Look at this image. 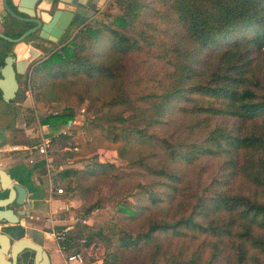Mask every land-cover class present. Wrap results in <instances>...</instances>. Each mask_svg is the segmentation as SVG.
Listing matches in <instances>:
<instances>
[{
  "label": "trees",
  "instance_id": "1",
  "mask_svg": "<svg viewBox=\"0 0 264 264\" xmlns=\"http://www.w3.org/2000/svg\"><path fill=\"white\" fill-rule=\"evenodd\" d=\"M113 2L118 14L79 27L31 71L43 102L87 99L95 109L84 126L105 131L118 158L147 173L137 204L118 207L113 260L264 264V0ZM72 113L40 121L55 130ZM94 138L66 153L97 150ZM201 161L212 170L189 182ZM113 168L94 161L53 181L70 180L66 190L85 202L120 180ZM86 238L80 249L93 263Z\"/></svg>",
  "mask_w": 264,
  "mask_h": 264
},
{
  "label": "rangeland",
  "instance_id": "2",
  "mask_svg": "<svg viewBox=\"0 0 264 264\" xmlns=\"http://www.w3.org/2000/svg\"><path fill=\"white\" fill-rule=\"evenodd\" d=\"M113 1L105 0L92 18L85 24H90L94 20L108 22L111 16L118 14V9ZM70 34L72 33L70 32ZM62 44L64 43H55L49 47H44V53L40 54L30 64L27 71L21 77L20 90L15 100L16 106H10L0 101V130L3 129L4 139L6 140L4 143L9 145L7 147L13 144H28L31 142L30 138L28 139V137L23 135L24 133L22 134V131H19L23 122L26 123L25 127L27 128L25 129H29L33 126L35 115L42 117L48 115V113H60L64 112L65 109H71L73 112L72 119L76 123L72 124L71 132L69 135H66V138H64L65 136H60L54 141L52 149L48 153L47 163H43L39 170H37L38 182L43 188L51 186L52 195L59 197L61 200L75 196L81 202V205L76 209L72 206V210L75 209V212L71 216L73 219L82 216L87 220L85 225L78 226H82L84 236L88 234L93 235V242L91 244L95 245V251L91 256L87 255L89 260L94 261L95 264H101L103 261H106V264H132L123 258L115 262L111 255L117 249L120 230L124 229L118 223V219L124 216V214L118 212V207L120 204L127 206L137 204V194L140 189L136 184H144L147 173L139 167H129L125 161L119 159L115 145L108 140H104L106 138L105 131L93 128L88 129L84 126L86 119L93 114L92 110L95 109L94 106L90 107V102L87 99L81 104L75 101L67 103L63 100L50 102H43L41 100L38 90L31 83V71L34 65L46 59L58 50ZM136 65L134 67L135 73L143 70L142 68H138V63ZM261 75L264 76V73L261 72ZM64 127H66L65 124L55 130H60ZM12 129H15V131H12ZM93 134L95 138L92 142V147L99 146L97 150L79 155L66 153L78 150L77 144L89 141L94 136ZM65 145H68L71 149L64 150ZM2 151H6L4 156H10V154L11 156L17 155L14 150L6 149ZM21 156H23V152H21ZM94 161L112 164L114 166L112 174L119 177L120 180L112 178L99 184L91 200L81 201L74 192H68L66 187L70 180H59L58 183H54L53 178L61 169L67 167L81 169ZM213 166L214 163L212 161H201L194 164L187 174V180L191 182L197 174H202L205 177L212 170ZM50 180H52V184L49 185ZM57 186L62 188V193L57 192ZM62 209L64 210L63 207ZM155 264H174V261L169 256L160 257L156 260Z\"/></svg>",
  "mask_w": 264,
  "mask_h": 264
},
{
  "label": "water",
  "instance_id": "3",
  "mask_svg": "<svg viewBox=\"0 0 264 264\" xmlns=\"http://www.w3.org/2000/svg\"><path fill=\"white\" fill-rule=\"evenodd\" d=\"M42 1H49L51 7L45 10ZM105 0H18L12 7L8 0H2L6 13L25 23L34 24L32 28L24 31L18 38L13 39L0 33V37L17 42L28 34L37 30L40 36L57 42L62 34L71 28L72 24L81 27L95 14L97 8ZM17 13L24 14V17ZM47 13V17L44 14ZM26 59L17 61V71L22 72L27 59L36 54L38 50L28 47ZM14 57H4V65L0 67V90L5 102H10L17 88L15 72L13 70ZM0 264H18L20 254L24 250L34 252V264H49L47 252L43 249L41 241L34 236L30 239L24 237L25 231L17 230L20 219L28 222L31 204L27 203L31 193L27 188L17 182L12 175L0 167Z\"/></svg>",
  "mask_w": 264,
  "mask_h": 264
},
{
  "label": "crops",
  "instance_id": "4",
  "mask_svg": "<svg viewBox=\"0 0 264 264\" xmlns=\"http://www.w3.org/2000/svg\"><path fill=\"white\" fill-rule=\"evenodd\" d=\"M17 1L18 0H12L13 4L15 5ZM99 8L100 6L98 9ZM4 16L5 13L2 6V0H0V31L3 29ZM78 29L79 27L74 24L70 32L73 34L74 32H77ZM20 47L23 48L22 52H24L25 49L28 51L29 46L22 44L19 45L17 49ZM20 55L21 54L18 53V57H20ZM19 129V131H22V134L24 133V136L28 138L31 137V141L36 140V133L33 128ZM12 131H15V129H12ZM4 137L5 136L2 129L0 130V167L7 170L17 182L23 184L31 193L27 200V203L31 204L28 222L25 221L24 218H21L20 223L16 228L20 232H23V230L25 231V238L30 239L34 236L41 241L43 249L47 252L49 264H59L61 262V255L57 249V243L54 240L50 230L51 228L59 230L65 226L72 225V238H78L85 235L82 226L75 225L71 216L75 212V209L81 205V202L75 196H70L68 199L66 198V200H61L59 197L52 195L50 186L43 188V186L40 185L37 178L38 176L36 174L37 170H39V168L44 163V160L41 156L34 155L33 164H29L27 162V157H25L24 154L20 157L21 152H15L17 155L14 153V156H11V154L10 156H4L6 151L2 150L5 148V146H9L8 144L4 143L6 141ZM72 206L75 207L74 210H72ZM48 219L52 220L51 226L46 221ZM34 255V252L24 250L20 254L18 264H34Z\"/></svg>",
  "mask_w": 264,
  "mask_h": 264
},
{
  "label": "built area",
  "instance_id": "5",
  "mask_svg": "<svg viewBox=\"0 0 264 264\" xmlns=\"http://www.w3.org/2000/svg\"><path fill=\"white\" fill-rule=\"evenodd\" d=\"M48 114H56V113H48ZM46 116V115H45ZM43 117V116H42ZM84 119V118H82ZM41 117L39 115H35V121L33 123V128L36 133V140H32L26 145H11L10 147H5L3 150H14L16 152H23L25 157H27V162L29 164L34 163L33 156L39 155L43 158L44 164L47 163L48 160V153L51 151L53 143L57 138L60 136L69 135L71 132L72 124L76 123L75 120H69L66 124V127L61 128L60 130H54L50 123H41ZM26 123L23 122L22 129L27 127ZM71 149L68 145L64 146V150ZM52 184V180H50L49 185ZM51 187V186H50ZM58 193H62V188L57 186L56 188ZM47 223L51 226L52 220H46ZM73 223L75 225H85L87 220L80 216L73 219ZM73 230V226H65L59 230H55L51 228L50 232L53 235L54 240L57 243V249L61 255V262L59 264H95L87 263L83 252L81 251V247L87 245V238L86 236H81L78 238L71 237V231ZM95 245L90 244L86 247V255L91 256L95 251Z\"/></svg>",
  "mask_w": 264,
  "mask_h": 264
},
{
  "label": "flooded vegetation",
  "instance_id": "6",
  "mask_svg": "<svg viewBox=\"0 0 264 264\" xmlns=\"http://www.w3.org/2000/svg\"><path fill=\"white\" fill-rule=\"evenodd\" d=\"M9 4V3H8ZM41 4L44 5V9L47 10L49 7H51V4L49 1H42ZM12 7V6H11ZM98 9V8H97ZM4 10V9H3ZM4 16V22H3V29L0 31L1 34H4L8 37H11L13 39L18 38L24 31L28 30L29 28H32L34 24H29L25 23L23 21H20L16 18L11 17L8 13L5 12ZM19 16L24 17V14L17 13ZM44 17H47V13L44 14ZM72 27L74 24L71 25ZM72 27L67 29L66 32L62 34L60 39L57 41L58 43L56 44H61L64 39L69 35L70 30H72ZM26 44L29 47H33L34 49L38 50L39 54H36V56H33L31 58H28L27 64H25L24 69L22 72L17 71V61L20 59H26V53L27 49L22 52L23 48H18L19 45ZM51 44H55L52 41H50L48 38H43L40 36V31L37 30L33 33L28 34L26 37L23 39L17 41V42H12L5 40L0 37V67L4 65L3 60L4 57L7 55L13 56L14 57V62H13V70L15 72V80L17 82V88L15 91V95L13 99L10 102H5L2 98V91L0 90V101L6 104H9L10 106H16V98L18 97V93L20 90V81L21 77L24 75V73L27 71L29 68L30 64L37 58L40 54H43L44 47H49ZM57 46V45H56ZM19 51V52H18ZM20 53V57H18V53Z\"/></svg>",
  "mask_w": 264,
  "mask_h": 264
}]
</instances>
